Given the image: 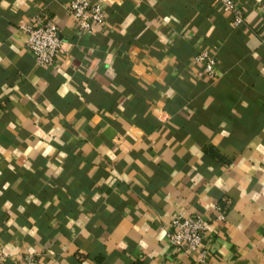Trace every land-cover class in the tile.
<instances>
[{
  "label": "crops",
  "instance_id": "1",
  "mask_svg": "<svg viewBox=\"0 0 264 264\" xmlns=\"http://www.w3.org/2000/svg\"><path fill=\"white\" fill-rule=\"evenodd\" d=\"M69 1L0 0L4 264H264V0L236 26L216 0H91V32ZM41 11L65 42L47 66L19 28ZM190 214L201 261L165 235Z\"/></svg>",
  "mask_w": 264,
  "mask_h": 264
},
{
  "label": "built area",
  "instance_id": "2",
  "mask_svg": "<svg viewBox=\"0 0 264 264\" xmlns=\"http://www.w3.org/2000/svg\"><path fill=\"white\" fill-rule=\"evenodd\" d=\"M222 9L232 17L234 26L245 21L243 5L238 0H216ZM68 13L80 31L91 32L94 26L104 21L103 7L91 0H70L67 6ZM19 28L26 33V47L32 52L35 63L47 66L55 62L57 57L64 53L65 42L51 18L44 11L29 21L21 22ZM195 60L203 63L204 71L214 74L216 57L202 49L196 53ZM207 223L201 215L190 214L173 217L165 235L170 243L183 248L185 252L195 251L198 259L206 258V249L203 247V233ZM6 255L0 250V264H4ZM18 264H42L36 254H27Z\"/></svg>",
  "mask_w": 264,
  "mask_h": 264
},
{
  "label": "clouds",
  "instance_id": "3",
  "mask_svg": "<svg viewBox=\"0 0 264 264\" xmlns=\"http://www.w3.org/2000/svg\"><path fill=\"white\" fill-rule=\"evenodd\" d=\"M153 2H154V0H153ZM6 6V5H5ZM228 133L227 132H225V133H223V135H227Z\"/></svg>",
  "mask_w": 264,
  "mask_h": 264
}]
</instances>
